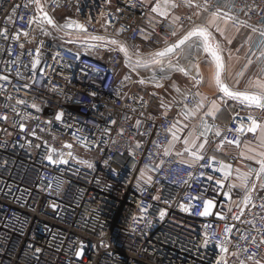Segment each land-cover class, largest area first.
<instances>
[{
  "label": "built area",
  "instance_id": "obj_1",
  "mask_svg": "<svg viewBox=\"0 0 264 264\" xmlns=\"http://www.w3.org/2000/svg\"><path fill=\"white\" fill-rule=\"evenodd\" d=\"M41 2L59 25L75 20L87 28L85 34L116 38L129 47L133 43L139 45L142 36H148L143 41L152 50L163 48L164 39H175L165 36L155 20L149 27V16L143 15L139 7L132 8L128 0H111V4L106 0H58L59 6L55 0ZM132 2L139 5L140 0ZM245 2L253 10L247 16L240 13L241 19L259 27L264 17V0H237V6L242 7ZM17 3L22 6L18 15L23 16V21L17 18L12 25L7 16ZM117 8L122 11L116 12ZM39 15L30 0H0V26H8L10 35L15 27L29 31V39L35 36L33 43H25L23 50L17 43L0 38V75L8 74L11 81H0L7 89L0 90V116H8L6 122L0 120V264H216L222 256L228 264H239L240 260L251 264L247 256L252 253L257 254V259H264V244L257 248L242 243L241 247L247 246L248 252H241L239 258L231 255L235 250L232 244L228 245V254L220 252L217 242L224 239L226 225L236 224L240 229L251 226L231 220V213H227V220H219L215 215L221 205L229 206L223 191L233 182L234 173L220 190L214 180L208 181L201 172L213 175L214 179L221 173L199 164L189 167L193 161L171 151L176 141L168 129L177 121V127L188 124L180 114L182 105L177 103L173 107V115L156 113L148 94L135 91L145 83L140 84V77L124 70L123 53L87 46L101 42L68 39L66 33L73 35L79 31L75 28L58 32L46 25L50 36H43L39 29L33 33L36 25L30 28L28 21ZM122 26L130 30L117 36L116 30ZM41 40L44 46L42 63L35 70L37 83L25 89L23 84H32L31 72L22 65H31ZM21 42H25L23 36ZM28 50L33 55H27ZM57 51L60 56L53 60ZM252 59L255 61L256 57ZM41 69L50 82L40 75ZM17 71L23 73L24 79L15 76ZM125 75L131 79L124 80ZM14 87L20 91H14ZM195 92L197 89L191 91ZM7 95L13 99L6 101ZM17 99H25L29 104L17 105ZM32 102L42 111L31 108ZM187 102L190 107L194 104L191 94ZM13 105L20 116L11 111ZM59 112L64 113L62 121L55 120ZM237 112L240 116L250 114L239 105L233 116ZM27 113L32 116L27 117ZM113 119L115 124L111 123ZM205 119L219 126L222 133L232 128V132L225 134L229 139L237 138L238 125L232 119L227 124ZM49 120L50 125L46 123ZM137 120L141 121L138 127ZM20 123L26 125L27 131H20ZM188 125L181 133L182 141L191 129ZM33 129L36 136L30 135ZM214 131L209 133L210 141ZM240 139L241 145L248 141L258 145L252 133ZM66 144L72 148L64 147ZM51 148L63 151L69 163L51 164L46 158ZM213 148L214 144L206 157L222 155ZM165 151L169 154L165 155ZM68 152L73 155L69 157ZM237 162L233 157L227 160L233 167ZM89 163L93 167L89 168ZM242 197L243 192H232L234 211ZM260 197H264V192L254 194V202L259 204ZM208 199L217 207L212 215L204 217L199 213ZM181 204L195 205L194 211H183ZM161 211L166 212L163 218ZM257 212L264 214V210L249 205L241 219H252ZM256 227L264 230V223L257 222ZM236 232L233 229L234 237ZM205 233L210 237L207 247L203 245ZM81 246L83 255L76 256ZM37 248L41 251L36 252Z\"/></svg>",
  "mask_w": 264,
  "mask_h": 264
},
{
  "label": "snow or ice",
  "instance_id": "obj_2",
  "mask_svg": "<svg viewBox=\"0 0 264 264\" xmlns=\"http://www.w3.org/2000/svg\"><path fill=\"white\" fill-rule=\"evenodd\" d=\"M32 4L36 6V11L41 15L30 18L28 21L29 27L33 24L36 25L35 29H32L33 33L36 29H39L40 33L43 36H50L51 32L46 28L51 26V28L56 29L58 32L63 31L64 29H78L82 33H87V28L84 24L79 23L78 21L69 19L65 24L59 25L47 11L44 10V4L41 0H30ZM57 6H59L58 0H55ZM132 8L139 7L143 15L149 16L148 25L151 27L152 22L155 20L156 23L161 25V29L164 32L165 36H171L175 39L172 42H169L167 39L162 41L164 47L156 51L150 52L145 55L139 48V45L133 43L131 47L126 42H122L116 38H110L99 35H87L83 39L85 41H97L101 42L99 44H88L87 46L90 49L96 48H106L109 51H119L123 53L124 61L127 67L132 71H137V69H149L157 65H163L165 62L168 66V71H178L183 73L185 76H190L193 81V86L198 87L200 84L206 83L203 73L200 71V61L201 57L204 58L205 62L212 68L210 83L211 86L215 87L217 91V96L214 99L208 100L207 97L201 95L199 91L195 93L182 94V99L178 102L182 105L183 111L180 113L186 119L190 117L197 116L198 113L203 111V116L200 119L199 125L193 126L189 131L188 135L183 138L184 153H188L193 158V164H190L189 167H193L196 164H199L201 168L209 169L211 172L221 173L222 175L219 178L213 177L211 174H206L201 172V176H205L208 181H213L216 185L219 186L220 190L224 189L226 181H229L233 175V166L231 163H225L223 161L217 160L215 155L206 157V146L210 145L209 133L213 132L214 139L211 141L214 144L213 151L223 152L225 145H236L239 147L242 143L240 137L246 135L247 133H252L256 136L258 146L260 149H264V119H259L251 114L246 116H240V113L237 112L232 120L238 125L235 129L237 138L235 140L229 139L226 132H232V128H226L225 132L222 133L219 126L209 124L208 120L205 118H210L215 121L217 119V114L222 110V106L228 105L229 101L236 102L241 106V110L255 109L260 112H264V17L260 20V26H254L249 24L246 19H241L240 13H243L245 16L253 10L252 5L247 4L246 2L242 7L237 6V0H140L139 5L128 0ZM106 3L111 4V0H106ZM152 5L149 8V5ZM28 5H24L27 7ZM22 6L17 3L11 9L10 14L7 16V21L12 25H15L16 19L23 21V16L18 15V9ZM185 7L191 9L192 12L190 15L181 16L176 14V9ZM256 10L259 11V6H256ZM120 8L116 9V12H121ZM155 14V15H152ZM193 17L199 18L200 22L197 23ZM162 18V19H159ZM111 23V19L108 21ZM223 24V27L221 26ZM185 24H188V27H185ZM229 26L235 30V34H238L242 28H247L251 33H256L257 38L252 39V36L247 37V43L249 47L244 53V64L239 72L233 77L234 83L230 84L228 82L229 72L228 65L226 60L232 58V49L230 46L233 44V39L235 35L229 37L227 31ZM130 30V28L121 27L116 30V35ZM144 30L141 29V32ZM155 31L154 29L152 30ZM70 35V33H66ZM25 38V42H21V37ZM30 32L18 29L13 27L11 35L9 34L8 26H0V38L4 41L11 40L14 43H17L20 49L25 48V43L31 44L35 40L33 35L31 39ZM142 40H147L148 36H142ZM71 42V41H69ZM44 46V42L39 41V46L35 48V57L31 65H22L24 68H29L31 76L29 77L32 81V84L25 83L23 88L30 89L32 85L37 83L36 68L39 67L42 63L41 49ZM114 46V47H109ZM244 45L241 44L235 49L236 53H239L241 48ZM11 51H8V55L11 56ZM27 55H33L32 50H28ZM79 57L80 53H76ZM60 53L57 51L52 59L55 60L56 57H59ZM135 57V60L133 59ZM252 57H256L254 61ZM184 61L183 65L181 61ZM7 63V62H6ZM12 64H15L16 61H11ZM46 64L47 61H44ZM255 65L254 71L250 73L247 79L244 80L243 87L241 85V79L245 77V73L248 69ZM51 67V65H49ZM8 72V69H5V73ZM159 72L161 74L166 73L164 67H159ZM138 74V73H137ZM40 75L48 82L50 80L48 77L44 76V70L41 69ZM15 76L24 79L23 73L17 71ZM170 78L169 76L161 75L157 77L155 71L152 73L151 79L155 82V87L161 88L163 84L159 81L161 79ZM131 77L129 75L124 76V80H129ZM0 81L6 83H11L10 76L8 74L0 75ZM140 84L145 83V79L141 78L138 81ZM0 90L7 92L4 84H0ZM14 91L19 92V88L14 87ZM177 92H180L179 88H176ZM189 94H191L194 104L190 107L188 104ZM13 97L11 95L6 96V101H11ZM207 101V103H206ZM17 105H26L29 102L25 99H17ZM8 103L6 102L4 107L8 108ZM30 107L35 109L36 112L42 111L40 107L37 106L35 102L30 104ZM161 107H165L164 104ZM171 107V104L168 105ZM11 111L16 113L17 116H20V112L17 111L16 106L11 107ZM166 115V113H165ZM31 113H27V117H31ZM64 117L63 112H59L55 115V120L62 121ZM237 117L239 119L237 120ZM38 119V118H37ZM0 120L7 121L8 116L5 114L0 116ZM49 125L52 123L51 120L47 121ZM112 124H115L116 121L113 119ZM141 121H136V126L140 125ZM179 121L173 123L168 131L172 135L173 141H180L181 136L179 133H182L184 129H188L189 125L184 124L181 128L177 127ZM19 129L21 132L27 131L26 125L23 123L19 124ZM6 131V129L4 130ZM44 131V129H41ZM123 130L121 129V134ZM30 135L36 136V130L33 129L30 132ZM39 139V137H37ZM31 141H29V144ZM251 142H245V147H248ZM47 145V141H45ZM139 145H137L138 147ZM40 147V145H36ZM66 148H72L71 144L64 145ZM249 152L256 153L254 155H246L245 159L249 161H254L258 167H253L251 165H246L247 171L241 172L240 169H236L237 180L239 183L231 182L228 184L226 191H223V196L229 206L227 208L224 205L220 206V210L216 211L215 215L219 220H227L229 217L227 213H231V220L239 221L241 224L250 225L248 229H240L236 224L231 226L226 225L224 229V239L220 242H217V246L220 249V252L223 254L229 253V244H232L235 248L231 252V255L239 258L241 252H248V247H241V244L245 245H255L257 248L261 244H264V230L257 228V222L264 223V214L257 212L252 219H241L245 215V209L249 205L253 209L259 208L264 210V197H260V203L257 204L254 202V194L259 196V193L264 192V150L256 152V149L249 148ZM51 154H47L46 158L51 164H68V159H65V153L63 151H57L55 148L50 149ZM169 153L165 151V155ZM183 153L178 152L177 155H182ZM67 155L71 157L72 152H68ZM134 155V153H133ZM55 156V158H54ZM235 159V157H233ZM204 161V163H200ZM78 163H85L84 161H77ZM107 163V161H105ZM218 165V166H216ZM88 167L91 168L93 165L88 164ZM143 175V174H142ZM51 187V186H49ZM234 190H239L243 192L242 200L239 204H236L235 207L237 210L234 211L232 204V192ZM57 191H59V185H57ZM154 199H159V197H154ZM192 199H199V197H193ZM203 210L199 215L207 217L212 215V210L217 207L216 203L211 200H205ZM52 207H57L53 204ZM181 209L185 212L194 211L195 205H180ZM142 211H147L143 209ZM166 215L165 211L160 212V217L163 218ZM233 229H237L236 237L233 235ZM255 235H252V233ZM259 237V240H257ZM210 242V237L205 233V238L203 240V245L208 246ZM36 252H40L39 248L35 249ZM76 256L83 255V247L81 246L80 250L75 253ZM247 261H252L253 264H264V259H257V254L252 253L247 256ZM216 264H228V261L222 256ZM239 264H246L245 260H240Z\"/></svg>",
  "mask_w": 264,
  "mask_h": 264
},
{
  "label": "crops",
  "instance_id": "obj_3",
  "mask_svg": "<svg viewBox=\"0 0 264 264\" xmlns=\"http://www.w3.org/2000/svg\"><path fill=\"white\" fill-rule=\"evenodd\" d=\"M152 5L150 4L149 7ZM176 14L183 15L188 12H192L191 9L181 7L179 9H176ZM155 15V14H153ZM194 20H196L197 23L200 22L199 18L194 17ZM189 25L186 24L185 27H188ZM221 26L223 27V24L221 23ZM227 35L229 37H232L235 35V39H233V44L230 46L232 49V58L227 59V65L229 72L231 75L229 76L228 82L230 84L234 83L233 77L236 75L237 72H239L244 64V53L247 51L249 44L246 42L247 37L249 35L252 36V39L255 40L257 38L256 33H251L249 29L242 28L238 34H235V30L229 26ZM241 44L244 45L243 48H241L239 53H236L235 49L239 47ZM140 50L147 55L150 52L156 51L152 50L148 45L146 41H141L139 43ZM135 60V57H133ZM184 61H181V64L183 65ZM164 67L166 69V75L170 78L161 79L159 82L163 84V87L157 88L155 87V82L151 79L153 71L156 72L157 77H160L161 74L159 72V67ZM255 65L251 66L248 71L245 73V77L241 79V85L240 87H243L244 80L247 79L248 75L254 71ZM127 69L131 72V76L134 77H140L145 79L144 86L135 88V91L137 93H146L150 97L152 109L162 115H173L175 114V111L173 107L182 99V94L189 93V90H196L201 93L202 96L207 97L208 100L214 99L217 96V91L215 87L211 86L209 82L211 78L212 68L205 62L204 58L201 57L200 61V71L203 73L206 83L200 84L198 87L193 86V81L190 76H185L183 73H180L178 71H168L167 63L165 62L163 65H157L153 68L149 69H137V71H132L129 67L126 66L124 70L127 72ZM128 73V72H127ZM138 73V74H137ZM176 88L180 89V92L176 91ZM207 103V101H206ZM164 104L165 107H161V105ZM171 104V107H168V105ZM238 104L236 102L229 101L228 105L222 106L224 110H222L220 113L217 114L216 122L220 124H227L231 121L232 116L237 109ZM250 114L253 116L264 119V112H260L259 110L255 109H249ZM203 116V111L197 114L195 117L190 118H183V121L191 124V125H198L200 123V119ZM210 119V118H209ZM249 148L256 149V152H259L264 149H260L258 145H250L248 147H245V144L239 146V147H231V146H225V154L224 155H216L217 159H222L223 162L227 163V160L229 157H235V159L238 161L237 165L233 167V173L234 178L233 182L239 183L237 180V173L236 169H240L241 172H246V165L250 164L253 166H258L255 164L254 161H249L244 158L246 155H254L256 153L249 152ZM171 151L174 153H183L182 148L179 147L177 141L175 142L174 146L171 148ZM241 153L244 154V156L241 155ZM183 157H186L184 153L182 154ZM187 158V157H186ZM188 161L192 162L193 159L189 158Z\"/></svg>",
  "mask_w": 264,
  "mask_h": 264
},
{
  "label": "rangeland",
  "instance_id": "obj_4",
  "mask_svg": "<svg viewBox=\"0 0 264 264\" xmlns=\"http://www.w3.org/2000/svg\"><path fill=\"white\" fill-rule=\"evenodd\" d=\"M188 13H190V12H188ZM187 13H185V14H183V15H181V16H185ZM84 36H87V34H85V33H82V32H80V31H77V32H75L73 35H68V39H73V40H78L79 42H81V43H84V42H88V41H85L84 39H83V37ZM249 111V110H248ZM194 125H191V128L193 127ZM182 126H178V128H181ZM179 135L181 136V133H179ZM177 143H178V145H179V147L180 148H182V151L184 150V145H183V141L182 140H180V141H177ZM213 146V144L211 143V141H210V145H208V146H206V149H205V152H206V154L207 153H209V151H210V149H211V147ZM225 146H227V145H225ZM224 151H226L225 149H224ZM222 152V155H224L225 154V152ZM183 153H184V151H183ZM184 155L189 159V158H192L188 153H184ZM77 157H79V156H77ZM80 158V157H79ZM193 159V158H192ZM222 160V159H221ZM251 264H253V263H251Z\"/></svg>",
  "mask_w": 264,
  "mask_h": 264
},
{
  "label": "water",
  "instance_id": "obj_5",
  "mask_svg": "<svg viewBox=\"0 0 264 264\" xmlns=\"http://www.w3.org/2000/svg\"><path fill=\"white\" fill-rule=\"evenodd\" d=\"M72 29H74V28H72Z\"/></svg>",
  "mask_w": 264,
  "mask_h": 264
}]
</instances>
